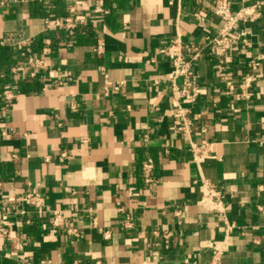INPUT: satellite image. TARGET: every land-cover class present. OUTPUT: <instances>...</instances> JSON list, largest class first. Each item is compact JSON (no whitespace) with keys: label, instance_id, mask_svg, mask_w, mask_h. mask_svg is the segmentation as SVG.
<instances>
[{"label":"crops","instance_id":"crops-1","mask_svg":"<svg viewBox=\"0 0 264 264\" xmlns=\"http://www.w3.org/2000/svg\"><path fill=\"white\" fill-rule=\"evenodd\" d=\"M212 4L0 0V264H264V60L250 100L225 86L264 54V17L223 65L197 61L184 115L173 101L165 46L216 35ZM71 12L83 22L69 30ZM28 189L40 209L18 201Z\"/></svg>","mask_w":264,"mask_h":264},{"label":"built area","instance_id":"built-area-1","mask_svg":"<svg viewBox=\"0 0 264 264\" xmlns=\"http://www.w3.org/2000/svg\"><path fill=\"white\" fill-rule=\"evenodd\" d=\"M212 15L222 22V26L218 33L214 36H208L204 39L202 45L183 43L179 38L172 40L165 46L164 53L173 64V101L179 114L184 115L185 110L181 107L180 101L187 100L194 102L199 96L200 87L198 84V75L196 73L195 64L204 56L215 59L220 65H223L226 56L240 45L243 49L249 44L252 32L244 27L246 24L256 22L264 17V0H240V7L233 10L230 0H213ZM83 20L71 12L64 18V26L69 29H75ZM11 38H7L2 42L6 45ZM13 49L22 57L27 58L28 64L31 65L33 71L30 75L36 76L37 70L43 68V61L32 52L26 42H19L12 45ZM98 54L103 53V45L100 43L96 48ZM264 60V54L251 58L247 65V72L238 80L225 79L226 94L236 93L240 100H250L254 93L252 87L257 77V70ZM18 68H13L17 72ZM177 80H181V85L177 84ZM125 82H121L117 86L107 83V91L109 89L118 91ZM11 99L9 98V101ZM183 127L181 129H185ZM191 151L195 161H202L210 156L211 150L209 144H197L191 142ZM150 167V166H148ZM148 182L151 180L148 179ZM208 195L214 198V208H219L222 203L219 191L212 187H208ZM19 202L26 206L40 209L42 199L36 197L31 189L18 199ZM259 211L264 214V207L260 206ZM54 225H58V216L54 220ZM125 225L131 226L127 218Z\"/></svg>","mask_w":264,"mask_h":264}]
</instances>
